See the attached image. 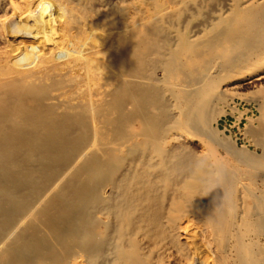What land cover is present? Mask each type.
Masks as SVG:
<instances>
[{
  "label": "bare ground",
  "instance_id": "1",
  "mask_svg": "<svg viewBox=\"0 0 264 264\" xmlns=\"http://www.w3.org/2000/svg\"><path fill=\"white\" fill-rule=\"evenodd\" d=\"M222 1L0 0V264L264 262V191L237 197L264 159L179 132L264 63V0L192 29Z\"/></svg>",
  "mask_w": 264,
  "mask_h": 264
},
{
  "label": "rangeland",
  "instance_id": "2",
  "mask_svg": "<svg viewBox=\"0 0 264 264\" xmlns=\"http://www.w3.org/2000/svg\"><path fill=\"white\" fill-rule=\"evenodd\" d=\"M228 2L229 0H226V2L222 1L218 7H216L217 5H207L205 6L206 9L203 7L202 10L204 9L203 11H206L204 15L201 13V16L198 15L192 20V23L195 22L197 24L195 26L200 25V27H197V29L194 27V24L191 23L192 29L195 31H202L201 28L203 27L204 30L217 16L218 13H216V11L221 13L227 10ZM211 10L212 15L210 14ZM221 65L222 69H224L226 67V62L221 61ZM247 68L241 75L234 71L224 72V74L227 73V77L224 78L225 80L223 79L225 82L221 79L220 84L222 86H220V90H226V97L224 96V100L213 102L208 108V114L210 116L214 115V118L209 122V130L211 133L202 130L197 131L193 128H182L179 131L184 135V140L191 144L197 152L202 153L204 150V153L207 154L209 153L208 148L214 145L219 154L224 157H230L239 152L240 154H248L253 157L264 159V93L261 91V89H264V63L259 66L255 70L256 72L251 76L247 75ZM219 76L221 78L219 74L216 75V78H219ZM198 80L199 79L194 82ZM199 85L201 84L199 83ZM220 90L215 94H210V96L213 95L214 97L221 92ZM98 126L101 127L102 124H98ZM111 140L112 139H110V141ZM109 147L110 149H114L116 145L110 142ZM205 147L206 150L204 149ZM97 176L99 178L101 173L99 172ZM237 182L239 186L237 191L238 202L242 205L239 210H245L246 207H248L250 212H255L256 209L254 207L252 192L259 196L262 194L264 191V176L259 173L255 174L248 166L242 165V171L239 174ZM106 189L104 196L107 198L111 195L113 190L111 188ZM101 213L102 212H97V216L101 218L105 224L108 218ZM259 215L263 220V228L259 234L254 230L250 231L249 236L260 241V246L264 251V212H260ZM103 226L105 229L108 228L107 225ZM82 260H84L83 264H87L85 256ZM258 264H264V262L261 261Z\"/></svg>",
  "mask_w": 264,
  "mask_h": 264
}]
</instances>
